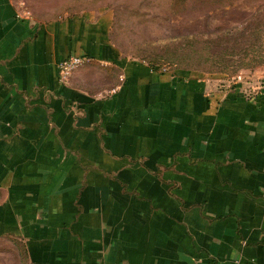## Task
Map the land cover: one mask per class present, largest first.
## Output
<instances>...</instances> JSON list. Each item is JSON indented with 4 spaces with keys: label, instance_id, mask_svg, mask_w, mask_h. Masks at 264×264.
<instances>
[{
    "label": "crops",
    "instance_id": "0c3cea01",
    "mask_svg": "<svg viewBox=\"0 0 264 264\" xmlns=\"http://www.w3.org/2000/svg\"><path fill=\"white\" fill-rule=\"evenodd\" d=\"M110 28L0 0V239L27 264H264V85L163 72Z\"/></svg>",
    "mask_w": 264,
    "mask_h": 264
},
{
    "label": "rangeland",
    "instance_id": "374dc122",
    "mask_svg": "<svg viewBox=\"0 0 264 264\" xmlns=\"http://www.w3.org/2000/svg\"><path fill=\"white\" fill-rule=\"evenodd\" d=\"M14 1L22 14L42 21L108 11L110 39L124 57L163 72H190L219 88L238 75L250 85L264 72V0ZM0 264H27L18 241L0 239Z\"/></svg>",
    "mask_w": 264,
    "mask_h": 264
},
{
    "label": "built area",
    "instance_id": "2783aa9c",
    "mask_svg": "<svg viewBox=\"0 0 264 264\" xmlns=\"http://www.w3.org/2000/svg\"><path fill=\"white\" fill-rule=\"evenodd\" d=\"M86 60V57L81 55H69L68 57H65L57 64V71H58V79L62 83L68 82L70 76L72 73ZM236 82L232 85H242V76L238 75L236 76ZM260 83L264 85V72L262 73L260 77ZM230 86V87H232ZM250 85H245V91L244 92L247 96H250L252 93L250 91ZM217 264H224V263H217Z\"/></svg>",
    "mask_w": 264,
    "mask_h": 264
}]
</instances>
